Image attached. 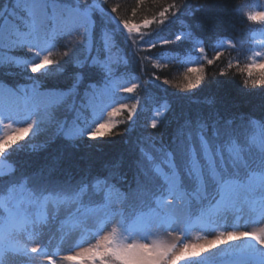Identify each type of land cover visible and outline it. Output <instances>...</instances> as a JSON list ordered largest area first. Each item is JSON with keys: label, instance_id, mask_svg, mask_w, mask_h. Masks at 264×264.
<instances>
[{"label": "snow or ice", "instance_id": "1", "mask_svg": "<svg viewBox=\"0 0 264 264\" xmlns=\"http://www.w3.org/2000/svg\"><path fill=\"white\" fill-rule=\"evenodd\" d=\"M102 2L106 0H91L83 7L79 0L0 2V67L12 64L38 77H49L64 72L62 58L71 53L73 67H94L102 74L99 81L88 84L79 102L82 71L74 73L72 85L63 90L42 91L38 77H30L31 84L17 90L0 82V264H5L8 254H37L48 264H58L54 256L61 250L59 245L49 252L43 243L45 230L57 221L62 242L79 235L76 250L63 255L59 264H264V122L255 118H248L240 131L234 127L235 118L197 115L185 119L167 143L161 141L157 146L152 137H143L146 147L139 148L135 188L129 184L127 192L117 186L124 180L119 161L106 166L107 175L83 177L75 185L53 181L62 155L52 157L38 172L2 181L15 172V166L6 163L11 150L35 137L42 125L53 123L54 111L61 105L75 112L71 123L57 122V134L66 140L100 142L120 135L114 132L120 123L116 118L128 108L119 103L120 94H132L138 87L135 83L122 87L123 77H138L127 71L123 53L113 55L119 50L118 34L123 33L134 47L146 44L149 49L190 41L192 48L183 57L173 50L158 53L170 62L197 65L184 71L178 84L182 93L197 89L206 78L205 62L210 66L222 56V51H215L209 58L204 42L186 25L188 30L173 39L156 38L177 18L180 6L175 0L140 24L122 18L118 5L109 11ZM96 14L104 21L99 40ZM245 15L254 24H264V11ZM153 24L157 27L151 29ZM64 37H68L66 50L54 52ZM257 46L264 49V40ZM225 47L234 49L235 45L219 38L215 48ZM24 49L25 56L6 54V50ZM257 57L264 58V51L252 52L251 62L242 68L237 62L246 86H264V63ZM139 59L143 63L145 58ZM232 67L230 60L227 68ZM224 74L226 70L221 69ZM135 109L132 105L129 111L133 125ZM169 110L171 103L165 99L148 127L157 128ZM62 208L65 214L58 219ZM109 225L110 231L105 232ZM250 225L258 227L240 230ZM85 242L86 247L79 246Z\"/></svg>", "mask_w": 264, "mask_h": 264}, {"label": "trees", "instance_id": "2", "mask_svg": "<svg viewBox=\"0 0 264 264\" xmlns=\"http://www.w3.org/2000/svg\"><path fill=\"white\" fill-rule=\"evenodd\" d=\"M79 2L83 7L91 3V0H79ZM243 2H245L244 15L243 12L241 14ZM171 3L173 0H143L142 4L138 3V0H106L101 6L110 11L111 6L118 5L119 15L122 18L140 24L144 18L151 19ZM175 3L180 6L177 18L156 38L173 39L176 34L190 28L194 35L204 42L209 58L214 56L215 51H222L220 59L214 61L212 65L209 66L205 62L206 78L202 84L197 89H193L191 94L182 93L178 84L183 79L186 68L195 63L170 62L161 59L158 55L162 51L173 50L180 52L183 57L185 52L192 48L190 41L149 49L146 44L134 47L126 41L123 33H120L116 37L119 50H114L113 53L117 57L123 53L127 58V71L132 77H138L135 78L138 87L134 93L123 94L119 100V103L128 106L116 118L120 123L114 132L120 135L106 137L100 142H89L87 138L74 142L66 140L62 134H57L56 122L71 123L75 112L69 111L66 105H61L58 107L59 111L54 122L42 125V130L34 138L26 140L27 143L36 145L35 150L31 144H23L22 147H14L11 150L6 163L14 165L15 172L4 176L2 178L4 183L21 175L38 172L52 157L62 155L58 169L52 174L53 181L64 185H75L83 177L107 175L109 169L106 166L119 161L120 174L124 180L118 182L117 186L127 192L129 184L135 188L136 161L140 158L139 148L143 144V137H152L157 146L161 141L167 143L185 119L195 118L197 115L205 118H215L217 115L221 119L235 118L234 127H238L240 131L244 130L243 126L247 124L248 118L264 122V86H246L243 82L245 76L236 66L237 62L241 68L251 62L248 57L252 54L251 47L255 43V36L252 35L264 28V24H254L246 18L245 14L253 11L252 0H175ZM133 8L136 9L135 15L132 13ZM94 18L97 25L95 34L99 40L104 21L99 14ZM185 25L188 28H185ZM156 27L157 25L153 24L151 29ZM151 29H142V31L147 32ZM219 38L233 41L235 48H215ZM67 40L68 37L61 39L53 51H65ZM68 47L71 48V45ZM137 48L139 51L136 50ZM6 54L25 56L27 50H6ZM192 55L195 57L197 53L193 52ZM139 57L145 58L143 63ZM62 59L65 62L64 72L49 77H38V74L28 73L12 64H5L0 67V82L17 90L19 86L31 83L30 77H38L41 80V89L63 90L72 85L73 74L82 71L84 80L78 88L77 102H79L88 84L99 81L102 74L94 67L86 66L84 69L73 67L71 53ZM230 60L233 67L228 69L227 64ZM157 64L161 67H157ZM121 69L124 71L123 67ZM221 69H225L226 74L221 75ZM156 77H159V80ZM165 80L168 81L167 84L164 83ZM165 99L171 103V110L166 112L157 128L148 127L154 112ZM209 99L213 101L212 104L205 103ZM132 105H136L133 112L134 125L129 120ZM241 117L244 119L242 120ZM130 126L131 131H129ZM143 146L146 147V144Z\"/></svg>", "mask_w": 264, "mask_h": 264}, {"label": "rangeland", "instance_id": "3", "mask_svg": "<svg viewBox=\"0 0 264 264\" xmlns=\"http://www.w3.org/2000/svg\"><path fill=\"white\" fill-rule=\"evenodd\" d=\"M262 5H264V0H254L253 1V11H264V6H262ZM244 6H245V2H243V6H242L243 11H241V14L243 12V15H244V9H245ZM262 33H264V31H262ZM262 33L256 36L257 38L255 39L256 41H255V45L253 47V52L264 51V49L257 46L261 40H264V35H262ZM232 43H233V41H232ZM113 55H116V54L113 53ZM257 59H259L261 63H264V58L257 57ZM192 66H197V65L193 64ZM120 71L123 72L122 69H120ZM257 71H258V69H257ZM123 79H124V83L122 84V87H130L131 84H133V83L136 84L135 78H134V80H132V78L130 79L128 76H124ZM30 84L31 83H28L27 85H24V86H28ZM41 90L43 91L46 89H41ZM123 94H126V93L121 92L120 95H123ZM120 104L126 105L125 103H120ZM58 111H59L58 108L54 111V117L55 118L58 114ZM33 119H35V117ZM29 122H31V121H29ZM32 138H34V137H32ZM21 144L22 145L23 144H31L32 145V143H27L26 141L21 142ZM64 214H65V209L62 208L60 210V212L58 213V219L63 218ZM54 224L57 225L58 223L51 224L50 227L45 230V235L43 237V243L48 246L49 252H51V250L53 248L51 247V245H49L47 242H45V238L48 237L52 233L51 229L54 228ZM253 227H258V225H250L248 228H241L240 230H242V231L251 230V228H253ZM110 228H111V225H109V227L105 228L104 231L105 232L110 231ZM101 234H103V233H101ZM161 235L165 236L169 241H171V239H172L171 237H168L166 233H161ZM205 235H207V233H205ZM212 235H214V233ZM59 236H60V234H59ZM209 238H211V235L209 236ZM78 240H79V235L77 234L71 240H64L63 242L62 241L60 242V249L61 250L54 256V258L57 259L58 264H59L60 258L63 255H66L69 251L74 252L76 250L75 243ZM90 242H94V241H90ZM145 242H150V240L145 241ZM28 246L32 247L34 245L29 244ZM79 246L80 247H86L87 243L86 242L81 243ZM221 247H223V246H221ZM213 252H216V250L214 249ZM5 264H48V262L43 261L42 258L39 257L37 254H30L27 257L23 256V255H18V254H8L5 257ZM64 264H67V262H64Z\"/></svg>", "mask_w": 264, "mask_h": 264}]
</instances>
